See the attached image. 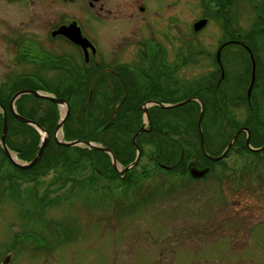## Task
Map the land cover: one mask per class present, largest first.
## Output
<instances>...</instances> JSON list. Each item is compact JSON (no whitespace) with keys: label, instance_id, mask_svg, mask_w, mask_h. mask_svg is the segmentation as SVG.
I'll use <instances>...</instances> for the list:
<instances>
[{"label":"flooded vegetation","instance_id":"1","mask_svg":"<svg viewBox=\"0 0 264 264\" xmlns=\"http://www.w3.org/2000/svg\"><path fill=\"white\" fill-rule=\"evenodd\" d=\"M3 2L9 6L17 7L16 11L19 14H22L23 9L28 8L32 21L20 19L18 26L19 29H30L29 27L34 29L31 33L18 34L17 31L8 28L9 20H6L5 24L0 23L1 27L6 26L4 30H1L0 27L1 39L3 37L6 41L4 48L6 53L2 55L10 56L13 54V58L16 60L11 71L4 72L3 76L7 77L6 82L0 83V124H3L10 115L13 117V112H16L29 120L37 121L42 125L44 131L37 132L39 143L36 151L32 146L34 139L30 144L25 143L17 148L13 146L10 140H7L8 138H5L9 152L2 146L3 131L0 132V204L7 203L9 199L15 198L18 200L17 204L21 209L26 208L27 212L30 211L29 206H40L42 217L47 220L45 210L51 209L52 216H55L56 212H60L55 210L56 204L63 202V200L67 201V174L77 176L81 172H85V165L89 167V165L94 164V162L88 160L92 156L87 155L83 157L80 167L75 169L67 167V148L74 147L56 144L55 149H57L58 154H55L54 150L53 153L48 155L52 159L46 160L42 156L36 165L23 169L39 154L40 133H42V139L49 134L51 141L56 142L55 129L61 119L67 114V116L69 115L67 122L70 121L72 113L69 111L71 93L85 91L80 86L82 88L87 86L88 92L87 103L80 112L82 116H79L83 121L80 122L87 123L85 118L88 117L86 115L87 109L91 107L90 103L91 105L95 104L97 94V96L103 98L101 105H99V113L97 116L90 114L89 117L91 121H94L92 120L93 116L98 125L106 120V128L117 124L115 130L118 133H113L116 138L120 139L125 130L129 129L131 122L136 125L140 123L134 135L144 126L149 131L151 130L150 132H153L154 127L157 126L156 132L168 143H171L169 140L174 143L170 146V159L168 158L167 149H165L163 160H165L166 155L168 160L174 163L173 166L178 167L176 169L179 171L186 170L188 172L189 167L193 164L198 169L209 168V174L203 179L215 174L213 177L217 181L219 180L225 184L228 178V184H230V176L225 175L228 169L227 165H221L220 168H222L217 173L215 165L218 162L212 164V160L205 153L203 154L207 160L202 158L203 162L198 160L197 155L198 158L193 161L194 163L191 162L187 165L189 161L187 160L185 165L182 164L185 157L184 143L189 142L184 138L181 140L183 142L179 144L177 142L180 141L179 139L169 137V131L172 129L174 122H171L169 127H163L161 125L160 109H162V104L173 106L188 99H193V102L198 103L200 106L202 102L211 110L214 109L212 110L213 118L209 123L211 125L219 120L224 126L226 124L224 120L226 119L237 125L241 113H239V119L231 113L233 110L237 112L241 106L247 107L250 115L253 113L255 116L264 106V77L259 75L264 69V64L259 59V53H264V0H0V4ZM185 2L191 3V8L185 7L186 12H190L189 18L184 12ZM198 11L200 12L198 13ZM251 14L252 16L248 17ZM43 18L45 23L40 30L35 25L40 23L38 21H42ZM202 21L207 22L206 27L212 23H217L220 27L221 36L218 40V49L213 50L211 53L206 52L201 47L204 44L200 41L201 32L206 28L198 29ZM249 21L251 23L250 27L248 26ZM107 28L116 29L119 33L121 32L122 36L112 37L116 35L106 31ZM174 49L175 51H171ZM201 57L206 58L203 63L198 65L199 67L196 66L200 72L195 75L202 73L204 74L203 77L196 79L195 83H192L195 79H192L190 83H186V76L190 75L187 74L189 65L199 63L198 60ZM24 65L28 67L23 68ZM191 77L194 78V75L191 74ZM39 91L54 99L65 100L67 103L68 109L65 113L60 104L56 105L51 102L53 110L56 114L58 113L59 119L54 129L48 126L47 122L49 121L46 120V118L51 119L54 115L40 118L37 116L39 115L38 106L28 103L36 98L30 92L39 93ZM17 93L20 95L10 106L13 97ZM135 107H140L139 113L134 110ZM116 108L118 110L115 113ZM123 109H127V118H121L120 114ZM109 111V115H106ZM220 111H224V117L222 118ZM129 113H134L132 118H130ZM147 113H149L150 120L146 119ZM88 123H90V120ZM249 125L242 124V126L237 127L236 131L240 128L249 127ZM25 126L30 127L27 124ZM86 131L84 129V132ZM81 135L79 134L75 139L69 140L71 136L67 133L65 125L58 130V138H61L63 142L90 141ZM134 135L131 141L133 144ZM143 135L152 138V136L146 134L137 137L135 146L132 145L136 154L133 161L128 165H125L124 161L115 154L118 167H114L113 160L108 155L109 153L102 154L103 156L99 158L100 164L98 162V166H92L98 173L97 175L102 178L101 180L97 178L98 187L101 189L109 187L110 192H113V187L119 181L134 183L132 177L136 174V171H125V169L134 163L140 154L141 151L136 146L140 145L139 139ZM242 135L246 137V139H243L244 143L242 144L245 149L247 148V133L242 132L238 139L243 137ZM232 138H230V141ZM160 140L162 142L161 138ZM156 142L158 143V141ZM100 143L109 147L104 142ZM26 147H30L31 151H27ZM77 147L87 149L82 146ZM157 147H162L160 142ZM225 147L217 156L209 155L218 157L223 154ZM237 147L241 149L240 145ZM161 152V150L158 152L157 149L153 159L156 161L157 166L166 170L167 166L158 161ZM12 153L22 163L16 162V158L12 156ZM69 153H72V151H69ZM126 154L124 152V156ZM86 159L88 164H84ZM193 159H196V156ZM209 161L211 165L208 164ZM252 172H255V170ZM50 173H53L52 178L55 176V179L56 176H62L60 178L62 181H55L56 183L44 182L45 177ZM104 182L107 184H104ZM236 182H241L240 186L244 183V180L241 179ZM76 185L78 186V183ZM243 185L247 186L246 183ZM80 188L82 190L83 187ZM61 190H65L64 194H59ZM12 192H16L17 195H12ZM236 202L238 203H236L237 206L245 209V212L248 210L249 206L244 205L245 203L242 200ZM50 212L47 214L51 215ZM228 213L233 215L234 219L239 218L246 220V222H250L251 220L248 219H253L255 215L253 212L240 213L236 217L235 213ZM257 217L264 218V211H260V215L257 214ZM225 218V220L228 219L227 216ZM45 219H43L44 223L46 222ZM3 220L6 228L8 218H3ZM29 221L31 225L33 224L32 227H28L29 229L24 233L17 232L15 241L6 245L7 248L0 253V264H21L23 262L22 251L25 250L35 254L38 252L45 253V251L54 253L55 248L65 247L63 242L65 236L67 239V235H69L67 224L65 226L62 222L61 228L64 229V233H60L61 229L57 231L59 233L57 237H60L61 244H55L50 239L53 229L46 227L41 221L36 222L33 218H30ZM237 222L242 223L243 221ZM38 223L41 224L38 225ZM96 231L100 232L97 234L98 236L103 235V229H96ZM116 231L118 230H111L112 233L117 235ZM128 231V238H126L128 244L126 245H128V253L131 254L133 243L137 239L135 229H129ZM206 231V233L194 231L191 236L194 237L195 241L201 242H203L201 239L204 236H209L210 242H215L212 236H224L229 238L230 243L228 245L231 247L230 249L238 251L250 248L248 247L250 243H245L246 237L250 236V239L253 242L255 240L258 247L264 250V231L257 233L251 231L247 234V230L237 227H217ZM179 235L180 233L176 234V239H180ZM137 236H140V234ZM36 237L38 240L35 243L23 244L25 240ZM97 238L99 239V237ZM215 239L218 241L220 237ZM205 243L207 244L208 241L204 242V245H206ZM79 245L93 248L90 253L95 252L98 257L102 256L101 251L107 252L106 244L103 242ZM72 246L66 244V248ZM89 248L85 251H89ZM110 252H113V248ZM87 254L84 253V256ZM161 256H163V253H161ZM103 259L106 262L107 256L103 255ZM31 261L35 264V260ZM91 262L92 260L89 263ZM47 263H50L48 259L38 263L36 261V264Z\"/></svg>","mask_w":264,"mask_h":264},{"label":"rangeland","instance_id":"2","mask_svg":"<svg viewBox=\"0 0 264 264\" xmlns=\"http://www.w3.org/2000/svg\"><path fill=\"white\" fill-rule=\"evenodd\" d=\"M187 6L191 8V3L185 2L184 6V12L189 18L190 12H186L185 9ZM16 10L17 7L15 6H9L4 2L1 3L0 23L5 24L6 20H9L7 24L8 28L17 31L16 33H31L32 29H34L33 27H29L30 29H19L18 26L20 19L32 21L30 10L28 8L23 9L22 14H19ZM199 12L200 11H198V13ZM249 16H252V14L248 15V17ZM250 19H252V17H250ZM38 22L40 23L35 26H38L41 30L42 27H44L45 20L43 18L42 21ZM206 23L207 22L204 21L200 22V27H198V29H204ZM248 26H251L250 21L248 22ZM4 29H6L5 25L1 27V30ZM105 30L112 35H116L112 37L122 36L121 32L119 33L116 29L107 28ZM220 33V27L217 23H212L206 27L204 31L201 32L200 41L204 43L201 47H203L206 52L210 53L213 50H217L219 45L218 40L221 36ZM5 45L6 41L3 37L1 39L0 36V83L6 82L7 77L3 76L4 72L11 71L16 62L13 58V54L10 56L2 55L6 53L4 49ZM175 49L171 51H175ZM259 56V59L264 64V53L260 52ZM205 58L206 57H201L200 60H198L199 63H191L189 65V73L187 72V74L190 75L188 77L186 76V83L192 82V79H195L192 82L195 83L196 79L203 77L204 74L202 73L199 75L195 74L200 72L199 68L196 66L203 63ZM22 67L25 68L28 66L24 65ZM33 67L32 65V68ZM263 70L259 75L264 77ZM191 74L194 75V78L191 77ZM80 88L82 90L85 89V91L71 93L69 111L72 113L70 121L67 122L69 115L67 116L66 114L59 123L60 128L64 125L66 129L68 127L82 128L83 125H85V122H83V124L80 122L82 119L79 116H82L80 112L87 103L86 94H88V92L87 86H83V88L80 86ZM39 94L40 96L47 95L40 91ZM102 99V97L96 94L95 104L91 105L90 103L91 107L87 109L86 115L95 114L97 116ZM189 100L183 105L176 107L162 104V109H160V114L162 116L161 125L163 127H169L171 122H174L172 129L169 131V137L179 139L180 141H177L179 144L183 142L181 140L186 138L189 143H184L185 148L189 152L194 153V157L196 156V159H189L187 165L197 160L198 157L196 154H199V157H201L200 153L201 151L204 153L203 149L208 152H206L207 155L212 154L213 156H217L220 154L223 147L228 145L230 138L238 131H236V128L240 125L250 124L254 130L253 134L250 136V146L253 150L247 145V148H243V139H246V137L242 135L243 137L236 140V144L234 147L232 146L233 148L230 149L231 151L229 150L230 152L227 153L225 159H222L223 161L212 160V164L218 162L215 165L217 173L221 170V165H227L228 169L225 175L227 177L230 176V184H228V178L227 182H225L226 185L219 180L218 182L216 178L213 177L215 174L211 175L209 178L195 181L190 176L186 175V172L179 171L178 169L175 170V168L178 167H175V165L173 166L174 163H170L168 160L169 151H171L170 146L174 144L173 141L169 140L171 143L165 141V139L156 132L157 126L154 127L153 132H150L151 130L149 131V129L144 126V128L148 130L142 128L138 136L146 134L152 136V138L150 139V137L143 135L141 139H139L140 145L137 146L141 154L136 167L130 169L131 171H136L135 177L132 180L134 183L131 187L128 188L127 181H119L115 187H113V192H110L109 187L101 189L98 187L97 178L99 180L102 178L98 176V173L92 168L93 164L92 166L89 165V167L85 165L86 168L85 170L83 169L85 172H81L77 176L67 174V201L63 200V202H58L56 204L55 210L60 212H56L55 216H52L50 212L51 209L45 210L47 220L42 217L41 210L39 209L40 206H29L30 211L27 212L26 208L21 209L19 204H17V199H9L7 203L5 202L6 204H0V253L7 248L6 245L15 241L17 232L24 233L29 229L28 227H32L33 224L31 225L29 220L33 218L36 222L41 221L42 223H44L43 219H45V226L53 229L50 239L54 241L55 244H61L60 237H57L59 234L57 231L61 229L60 233H64V229L61 228L62 222L65 226L67 224L69 235H67V239L65 236V241L63 242L65 247L55 248L54 253L45 251V253L38 252L35 254L26 250L22 251L23 262L21 264H34L31 260H35L36 264V261L38 263L42 260L45 261V259L50 261L49 264H264V250H261L256 244V241L254 240V243L253 240L250 239V236L246 237L245 242L247 244L250 243V246H248L250 248L243 251L230 249L231 247L228 245L230 243L229 238H225L224 236H212L215 242H210L209 236H204V238L201 239L203 242L195 241L193 239L194 237L191 236L194 231L206 233V230L217 227L244 228V230H247V234L251 231H254V233L264 231V218L257 217V214L260 215V211H264V150L254 151L264 146V106L261 107L255 116L253 113L250 115L247 107L241 106L238 108L237 112L233 110L231 115H235L236 118L239 119L238 116L239 113H241L240 119L242 120L239 119V122L235 125L232 121L227 119L224 120L223 118L226 123L223 126L219 120L213 125L209 124L213 118L212 110L214 109L212 108L211 110L210 107H207L203 103L205 109L203 110V117L201 119L202 132H200L199 118L202 112V106L200 108L198 103ZM51 102L53 101L49 102L48 98L36 97L28 103H32L36 107L38 106L39 115L37 116L40 118L48 115L57 117L58 113L56 114L55 110H53L54 108ZM192 104L196 105V108ZM60 106L66 113L68 108L65 100L60 103ZM126 110L127 109H123L120 114L121 118H127L128 114H126ZM13 113L16 115L14 116L13 114V117L10 115L5 119L3 124H0V132H4L6 124L7 137L5 135V138H8L7 140H10L14 147L19 148V145L25 143L30 144L37 132L44 131L42 125L37 123V121L29 120L16 112ZM109 113L110 111L106 115H109ZM219 113H221V118L224 117V111H220ZM129 114L130 118L134 115V113ZM75 118L77 119L74 120ZM146 119L150 120L149 113H147ZM23 120L32 121L35 125L26 127ZM92 120L94 121L90 120V125L87 127L86 132L94 133L98 131L97 140H101L109 145V147L94 141H78L82 143V147L89 150H96L98 148L99 150H97L103 155H105V151L102 149H109L113 153L115 164L118 167L116 155L122 159L123 157L120 150L123 149H116L111 145L110 140L107 139V134H109V137L113 136V133L118 132H116L115 128H111L108 132H105L104 127L99 126L98 123L95 122L96 120L93 116ZM129 125V129H126L121 137L118 134L120 141L123 143L127 141L131 143L130 140H132V136L138 128V126L132 124V122ZM120 126L122 125L120 124ZM147 131H149V133H147ZM59 140L61 141V138ZM156 141H158V143L160 142V145L164 149H167L168 158L165 155V160L162 159V162L167 166L166 170L157 166L156 161L153 159V155L157 153L158 148V143ZM56 142L51 141L49 134H47V136L45 135L44 139H42L41 146H39L41 151L39 149L40 152L31 162L33 163L31 167L36 165L42 156H44L46 160L52 159V157L48 155L53 153L54 150V153L58 154V151H56L57 149H55L56 144H58V142ZM3 144L6 143L3 141L2 146ZM132 145L135 146L133 143ZM239 145L242 150L238 149L239 147L237 146ZM5 146L4 148L7 147ZM17 148H15V150H17ZM6 149L8 150V147ZM199 149H201V151ZM185 153L187 154V152L184 151V154ZM108 155L113 160L112 155L110 153ZM12 156H15L16 162L22 163L18 161L14 153H12ZM86 161L87 159L84 161V164H88ZM199 161L203 162L202 158H199ZM184 162H186L185 158L183 160V163ZM208 164L211 165V162L209 161ZM23 169L26 168L23 167ZM253 170H255V172H252ZM52 176L53 173H50L45 177L44 182L62 181L60 180L62 176H56V179L54 178L55 176L53 178ZM241 179L244 180L247 186L243 185L244 183L242 184L243 188L242 185L239 186L241 182L238 183L236 181H240ZM106 182H104V184H107ZM76 183H78V186ZM81 186L83 187L82 190L80 188ZM64 191L65 190H61L59 194H64ZM12 195L16 196L17 193L12 192ZM239 200H242L243 203H245L244 205L249 206L246 212L245 209L236 205V201ZM49 212L51 215L47 214ZM228 212L235 213L236 217H238L240 213L247 214L253 212L255 215L253 219H248L251 220L250 222H246V220H241L239 218L234 219V216L231 214L229 215ZM226 216L228 218L227 220H225ZM3 218H8V226L6 228ZM237 221L243 222L240 223ZM40 224L41 223H38V225ZM35 226L39 229L37 225ZM96 229H103V235L98 236L97 234L100 232L96 231ZM112 229L118 230L116 231L117 235L111 232ZM129 229H135L134 232L136 233L137 239L133 243L131 254L128 253V245H126L128 244L126 238H128L127 233H129ZM175 233H180V239H176L177 236ZM139 234L140 236H137ZM187 234L189 235L187 236ZM97 237H99V239ZM216 237H220V240L216 241ZM37 240V237L25 240L23 244L35 243ZM206 241H208V243L204 245ZM102 242L106 244L107 252L101 251V257H98L95 252L90 253L93 248H89V246L86 245H79ZM66 244H71L73 246L66 248ZM87 248H89V251H85ZM111 248H113V252H110ZM72 249L74 251H70ZM84 253L88 254L84 256ZM161 253H163V256H161ZM103 255L107 256L106 262L103 259ZM91 260L92 262L89 263Z\"/></svg>","mask_w":264,"mask_h":264},{"label":"trees","instance_id":"3","mask_svg":"<svg viewBox=\"0 0 264 264\" xmlns=\"http://www.w3.org/2000/svg\"><path fill=\"white\" fill-rule=\"evenodd\" d=\"M69 93H71V92H69ZM86 95H88V94H86ZM192 105H194V104H192ZM194 107L196 108V105H194ZM200 108H201V106H200ZM134 110L139 113L140 107H135ZM85 118L87 119V123L85 122V125H83L82 128H78V127L77 128L76 127H68L67 128V133L69 134V136H71V138H69V140L72 139V138L75 139V137H77L79 134H82L81 136H84L85 139H87V140L94 141V142H97V143L102 142L101 140H97V136L99 134L98 131H95L94 133L93 132L92 133L91 132L90 133L84 132V129L87 130V127L90 125V123H88L89 120H91V118L89 116L88 117L86 116ZM46 120L49 121V122H47V124H48V126L51 129H54L56 124H57V122L59 121L58 116L57 117L53 116L51 119H47L46 118ZM82 124H83V122H82ZM137 124H138L137 126L140 125V123H137ZM106 125H107L106 120L104 121V123H102V124L100 123L99 124V126H103L104 127V129H105L104 131L105 132H108L109 129H111V128H115L116 129L117 126H118L116 124L115 126L113 125L111 127L106 128ZM26 127H28V126H26ZM249 127H250V130L252 129L251 133L253 134L254 130H253L252 126L249 125ZM136 131H137V129H136ZM108 139L110 140V143H111V145L113 147H115L116 149H123V150H120L121 155L123 157L122 160L124 161L123 163L125 165L130 164L133 161V159L135 157V154H136L134 148L132 147V143H129L128 141L126 143H123V142L120 141V139L116 138L114 135L113 136H109ZM166 140H168V139H166ZM131 141L132 140H130V142ZM32 143H33L32 146L34 147V150L36 151L38 149L37 145L39 143L38 134L35 135L34 141ZM32 146H30V147H32ZM30 147H26L27 151H31ZM157 149H158V152H159V150L162 151L160 153L161 154L160 157L158 158V161L162 162L165 149L163 147H158ZM75 150H77V151H75ZM199 150L201 151V149H199ZM69 151H72V153H69ZM184 151L187 152V154L185 153V157H184L186 161L189 160V159H192L194 157V155H195L194 153L189 152L186 148L184 149ZM124 152L127 153L125 156H124ZM74 154H76V155H74ZM100 154L102 155L101 152L96 151V150H92V149L88 150V149H82L80 147L67 148V167H71L72 169L80 167V165L82 164V161H83V157L87 156V155L92 156V158H88L89 162H94V165L98 166V162L100 164V159H99L101 157ZM196 155H198V157H199V154H196ZM200 155H201V157H199V158H203V160H207L202 151H201ZM182 164L185 165L186 162H184ZM175 170H176V168H175ZM184 172H187V171L185 170ZM185 174H187V173H185ZM134 177L135 176H133L132 178H134ZM127 185H128V188L132 186L131 183H127Z\"/></svg>","mask_w":264,"mask_h":264},{"label":"water","instance_id":"4","mask_svg":"<svg viewBox=\"0 0 264 264\" xmlns=\"http://www.w3.org/2000/svg\"><path fill=\"white\" fill-rule=\"evenodd\" d=\"M253 79H254V73H253ZM30 93L34 94L36 97L48 98V99H50L51 101H53L54 103H56V104H60L61 102H63V100L60 101V99H54V98H52V97H50V96H47V95H45V96H40V94L37 93V92H30ZM18 95H19V94H17L16 96L13 97L10 106L13 105V103H14L15 99L18 97ZM188 100H189V99H188ZM188 100H187V101H188ZM190 100L193 101V99H190ZM190 100H189V101H190ZM184 103H186V101H184V102H182V103H180V104H177V105H173V107L183 105ZM201 106H202V112H201V115H200V118H199V119H200V120H199V121H200V122H199L200 132H202V128H201V119H202V117H203V110L205 109V108H204L205 106L203 105L202 102H201ZM161 107H162V106H161ZM117 110H118V108H116L115 113L117 112ZM15 115H16V114L14 113V116H15ZM23 122L28 123V124H30V125H35L32 121L30 122V121H28V120H23ZM57 129H58V130L60 129L59 124H58V126H57ZM6 130H7V127H6V124H5V129H4L3 137H2L4 143H5ZM139 132H141V131H139ZM139 132H138V134L134 137V141H133L134 144H136V139H137V137H138V135H139ZM242 132H246V133H247V137H248V139H247V143H246V145H247L251 150H253V148H251V146H250V136H251V131H250L249 128L245 127V128H240V129L235 133V135L233 136L232 140L229 142V144L227 145L225 151L223 152V154H222L221 156H219V157H211V156L207 155L205 149H203L205 155H206L208 158H210L211 160H213V161H219V160H222L223 158H225V156L227 155V153L229 152V150L232 148V146L235 144L236 140L238 139V136H239ZM60 144L63 145V146H67V147L82 146V143H81L80 141H78V140H76V141H72V142H70V143H69V142H68V143L63 142V143H60ZM5 145H6V144H3V147H4ZM42 145H43V144H42ZM40 146H41V145H40ZM5 147H6V146H5ZM136 147H137V149H139L138 146H136ZM6 148H7V147H6ZM97 149H98V148H97ZM97 149H96V150H97ZM98 150H99V149H98ZM102 150L105 151L106 153H110V154L112 155V157H113L114 167H116V164H115V158H114V156H113V153H112L109 149H106V148H103ZM263 150H264V146L261 147V148L255 149L254 151H263ZM7 151H8V150H7ZM40 151H41V148H40ZM40 151H39V152H40ZM139 152H140V151H139ZM140 154H141V152H140ZM140 154L138 155L136 161H135L134 163H132L128 168H126L125 171H128V170H130L131 168H133V167L136 166V164H137V162H138V159H139V157H140ZM36 160H37V159H36ZM36 160H35V161H36ZM32 164H33V163H30L29 165L24 166V167H25V168H30V167L32 166ZM189 171H190V174H191V176H192L193 178H195V179H202V178H204V177L209 173V168L198 169V168H196V167L193 165V166L189 169Z\"/></svg>","mask_w":264,"mask_h":264},{"label":"bare ground","instance_id":"5","mask_svg":"<svg viewBox=\"0 0 264 264\" xmlns=\"http://www.w3.org/2000/svg\"><path fill=\"white\" fill-rule=\"evenodd\" d=\"M55 104H56V103H55ZM56 105H59V104H56ZM24 123H25V122H24ZM25 124L31 126V125L28 124V123H25ZM39 135H40V145H41V143H42V133H40ZM55 138H56L58 144L63 143V142H61V141L59 140V138H58V129H57V128L55 129ZM68 142H69V141H68ZM68 142H65V143H68ZM69 143H70V142H69ZM60 145H61V144H60ZM76 147H77V146H76Z\"/></svg>","mask_w":264,"mask_h":264}]
</instances>
